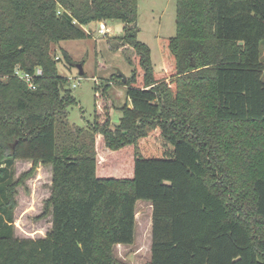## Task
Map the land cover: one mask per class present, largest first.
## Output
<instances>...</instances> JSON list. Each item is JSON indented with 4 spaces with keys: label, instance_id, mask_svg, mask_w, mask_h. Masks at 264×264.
Wrapping results in <instances>:
<instances>
[{
    "label": "trees",
    "instance_id": "trees-1",
    "mask_svg": "<svg viewBox=\"0 0 264 264\" xmlns=\"http://www.w3.org/2000/svg\"><path fill=\"white\" fill-rule=\"evenodd\" d=\"M137 10L138 0H0V264H121L113 248L134 241L137 200L151 204L148 264H264V0H176L159 71ZM105 19L124 23L110 45L132 50L130 76L115 72L129 103L111 125L108 84L94 83L92 120L71 126L76 99L55 45ZM15 66L41 68L34 89ZM18 159L32 165L14 178ZM38 163L51 166V228L18 238L15 188Z\"/></svg>",
    "mask_w": 264,
    "mask_h": 264
},
{
    "label": "rangeland",
    "instance_id": "rangeland-1",
    "mask_svg": "<svg viewBox=\"0 0 264 264\" xmlns=\"http://www.w3.org/2000/svg\"><path fill=\"white\" fill-rule=\"evenodd\" d=\"M176 0H138L136 23L137 38L150 49L153 68L159 71L164 66L160 43L175 34ZM107 26L106 34L99 33V23ZM124 23L120 19L97 20L87 24L85 30L90 36L84 39L62 40L55 45L56 64L61 75L68 78V87L76 103L68 107L67 121L71 126H84L93 118L95 90L93 84H108L112 100L109 108L110 124H118L121 106L126 98L125 86L115 80L116 69L127 77L132 64L127 47H112V37L123 33ZM116 42V41H114ZM67 51L70 61L63 57ZM261 62L264 63V43L261 46ZM82 64V74L77 64ZM119 79V78H118ZM264 81V69L261 73ZM75 83L74 86L72 84ZM32 165V164H31ZM29 160H18L14 167V178L19 177L31 167ZM51 191V166L38 163L31 174L15 188L13 207V233L18 238L44 237L51 228V214H43L44 203ZM151 243V204L138 201L135 205V239L133 244L114 247V256L121 264H148Z\"/></svg>",
    "mask_w": 264,
    "mask_h": 264
},
{
    "label": "built area",
    "instance_id": "built-area-1",
    "mask_svg": "<svg viewBox=\"0 0 264 264\" xmlns=\"http://www.w3.org/2000/svg\"><path fill=\"white\" fill-rule=\"evenodd\" d=\"M107 26L104 22L99 23V33L106 34ZM59 56H55L57 59ZM42 71L41 68L37 67L33 72H26L22 70L19 66H15L13 70V75L16 76L21 81H24L28 88L34 89L35 88V79L41 75ZM75 83L72 84L74 86Z\"/></svg>",
    "mask_w": 264,
    "mask_h": 264
},
{
    "label": "water",
    "instance_id": "water-1",
    "mask_svg": "<svg viewBox=\"0 0 264 264\" xmlns=\"http://www.w3.org/2000/svg\"><path fill=\"white\" fill-rule=\"evenodd\" d=\"M77 68H78L79 73L82 74L83 70H82V64L81 63L77 64ZM116 74L121 78V80L123 82L126 81L127 76L121 70L116 69Z\"/></svg>",
    "mask_w": 264,
    "mask_h": 264
},
{
    "label": "crops",
    "instance_id": "crops-1",
    "mask_svg": "<svg viewBox=\"0 0 264 264\" xmlns=\"http://www.w3.org/2000/svg\"><path fill=\"white\" fill-rule=\"evenodd\" d=\"M84 28H85V27H84ZM18 160H22V159H18ZM18 160H16V161H18ZM16 161H15V163H16ZM29 161H30V160H29ZM15 163H14V167H15ZM30 165H31V161H30ZM138 201H142V200H137L136 203H137ZM143 201H147V200H143ZM148 202H149V201H148ZM134 239H135V227H134ZM133 242H134V241H133ZM133 242H132L131 244H133ZM131 244H116L115 246H116V247H119V246H125V245H128V246H129V245H131ZM115 246H114V247H115Z\"/></svg>",
    "mask_w": 264,
    "mask_h": 264
}]
</instances>
